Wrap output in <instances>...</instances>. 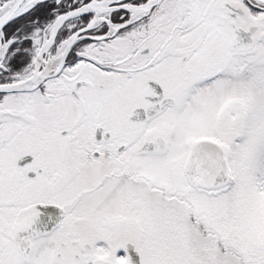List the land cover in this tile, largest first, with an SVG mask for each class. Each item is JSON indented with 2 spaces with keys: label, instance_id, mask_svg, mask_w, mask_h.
I'll return each mask as SVG.
<instances>
[{
  "label": "snow or ice",
  "instance_id": "6c2138e0",
  "mask_svg": "<svg viewBox=\"0 0 264 264\" xmlns=\"http://www.w3.org/2000/svg\"><path fill=\"white\" fill-rule=\"evenodd\" d=\"M0 264H264V0H0Z\"/></svg>",
  "mask_w": 264,
  "mask_h": 264
}]
</instances>
